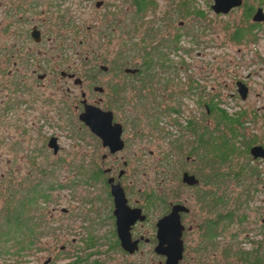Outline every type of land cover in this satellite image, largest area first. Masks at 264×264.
Masks as SVG:
<instances>
[{"label":"flooded vegetation","instance_id":"flooded-vegetation-1","mask_svg":"<svg viewBox=\"0 0 264 264\" xmlns=\"http://www.w3.org/2000/svg\"><path fill=\"white\" fill-rule=\"evenodd\" d=\"M84 1L93 3L96 11L105 9L110 13L115 8L117 12L122 7L121 0ZM76 3L77 0H0V216H3V221L10 220L19 202L23 220H32L31 223L35 221L32 232L25 229L17 232L10 224L6 230H0V264L6 261H10L8 264H17L34 248L36 252H41L44 235L51 233L53 238L60 236L61 225L56 214L69 215V209L54 208L56 198L60 190H73L78 182L74 180L60 184L57 181L58 164H61L59 157L53 166L46 168L36 162L46 150L55 157L61 151L59 136L54 132L47 134L43 129L46 125L54 131V121L59 123L60 92L65 95L63 100L69 101L72 90L79 89V103L70 105L71 109L66 108L68 114L74 116L76 113L78 119L84 110L83 102L103 112H112L103 107L101 99L90 102L88 93L115 94L122 110L128 102L126 93L133 90L134 94L140 95L141 92L145 93L143 89H147L152 98V102L149 100L151 106L157 108L173 84L170 77L155 78L154 71L144 70L143 62L132 68L137 70L132 74L125 71L130 68L125 67L126 64L119 57L108 60L106 56H97V61L105 60L107 65L96 61L97 64L85 70L83 68L89 63L88 58H85L86 65L81 64V68L76 70L69 61L61 65L60 56L44 52V46L52 48L56 42L62 44L72 40L76 26L69 8ZM237 9L242 10L244 20L252 27L251 35L254 37L250 38L257 41V33L263 28L264 19L254 22L252 18L259 9L264 15L263 0H242L239 7L232 8L226 14H215V18L230 15ZM240 28L236 27L231 33L232 41L236 43L238 33L235 32ZM105 38L108 37L105 35ZM62 60L65 62V58ZM101 74L112 76L111 85L103 87L93 84ZM234 79L230 85L225 84L230 99L246 102L252 94H256L262 96L264 101V91L262 94L254 93L246 79ZM183 82H178L182 83L184 89L174 99L177 102L175 106H165L166 110L178 111L174 114L171 126L179 129L183 127L178 115H182L187 105V90L192 97L195 96L192 99L195 107L204 105L209 110L210 106L217 104L221 107L224 104L218 100L214 88L211 89V100L204 104L199 81L184 77ZM187 85L190 87L187 88ZM158 87L162 91L157 92ZM156 92L163 95L162 99L157 97ZM241 92L245 97H242ZM167 96L171 99L172 94ZM260 111L258 114L252 113L254 120H249L252 124L260 123L258 131L253 134L239 131L240 136L233 141L236 149L227 161L220 164L219 172H227L233 183H216L213 178L204 181L188 168L200 164V158L187 154L181 178L177 179L178 184L173 185L174 191L169 196L165 192L158 194L153 189L137 187L134 181L136 174L130 171V162L123 160L121 155L129 149V144L134 142L136 136L124 138L127 124L115 119L113 112L111 123L120 126L123 147L112 152L108 145H103L99 136L78 119L81 128L87 133L82 139L93 149L88 152V161L75 166V169L82 179V186H99L100 192L96 200L80 198L78 203L80 208L87 207L82 210L86 211L79 231V247L76 248L77 242L72 239L71 247L67 246L68 243L61 245L56 255L48 257L44 264H53L59 259L67 261L66 264H264V105ZM207 114L210 115V112L207 111ZM234 116L240 118V130L244 125L241 119L245 114ZM192 122L185 121L187 132L192 131ZM158 124L159 120L153 126L162 131L163 128ZM131 127L136 125L132 124ZM255 147L261 149L254 151L256 155L252 152ZM97 148L103 149L101 155L95 152ZM202 152L199 156L203 155ZM234 156H242L244 162L232 170L230 161ZM95 158L100 161L97 163ZM224 164H228L225 169L222 166ZM22 168L25 169L24 175ZM166 170L170 172L169 167ZM184 173L193 176L197 182H183ZM43 174H52L53 182L44 186ZM98 175L100 178L96 179ZM169 176L168 173L166 177ZM187 190L195 191L193 195L198 193L195 195V204L184 195ZM175 195L179 198L172 199ZM49 203L54 207L45 213ZM173 211L178 214L179 221L178 225L175 224V231L178 226L181 228V253L177 261L175 256L179 243L176 240L173 243L171 238L175 234L168 233V237L164 236L163 240L159 233L160 221ZM197 217L201 219L197 220ZM47 222L51 224L44 228L43 224Z\"/></svg>","mask_w":264,"mask_h":264},{"label":"rangeland","instance_id":"rangeland-1","mask_svg":"<svg viewBox=\"0 0 264 264\" xmlns=\"http://www.w3.org/2000/svg\"><path fill=\"white\" fill-rule=\"evenodd\" d=\"M121 1L122 7L117 12L113 8L114 11L109 13L105 9L96 11L93 3L77 0L76 5H71L69 8L71 18L76 26V32L73 33V38L71 37L72 40L62 44L56 42L52 48L44 46L43 50L48 55L56 54L60 56L61 65L67 64L69 61L70 66L75 67L76 70L81 68V64L82 66L86 65L85 58H88L89 63L83 69L87 70L88 66L97 64V56H106L108 60L119 57L121 62L126 64L125 67L132 69L143 62L144 43L141 41L146 31L151 35L146 40V48L159 46L161 43L159 51H162L164 53L163 56H167L170 62H167L168 66L164 65L162 67L156 63L158 65L154 68L152 67V71L155 72V78L170 77L175 86L172 84L170 90L164 94L166 97L159 107L153 108L151 106L149 100L152 102V98L148 95L150 91L147 89H143L146 91L145 93L141 92L140 95L134 94L133 90L126 93L125 96L128 102L122 110H120L116 99L117 95L115 94L104 93L99 95L91 92L87 94V98L90 102L101 99L103 107L109 108L108 110L114 113L115 119L122 120L127 124L124 138L129 139L131 135L136 136L133 139L134 142L129 144V149L125 150L121 155L124 157L123 160L130 162V171L133 170L136 174L134 181L137 187L153 189L158 194L165 192L169 196L174 191L173 185L178 184L177 179L181 178V169L185 166L187 154L194 155L196 159L200 155V151L195 150L197 134L205 131L203 129L205 126L208 127V132L215 133L214 125L217 119L216 117L214 118V115L206 113L204 105L195 107L192 103V99H195V96L192 97L188 90L186 93L187 105L183 109L182 115H178L179 119H182V122H180L182 129L171 126L174 114L169 113L165 106L169 104L175 106L177 102L174 99L178 97L180 90L183 91L184 89L182 85V83H185L183 82L184 77H191L199 81V85L202 88L201 99L204 104L211 100V89L214 88L215 94H218V100L224 103L221 107L231 116L239 113L245 114L241 119L244 125L239 131L252 134L257 132L260 123L252 124L249 120H254L252 119L254 118L251 115L252 113H261L260 108L264 105L262 96L252 94L251 99L246 102L241 99L233 100L226 94L228 90H226L225 84L230 85L235 80L234 78L246 79L254 93H263L264 25L257 33V41H252L255 39L250 38L254 37V35H251L252 27L244 20L242 10L237 9L230 15L215 18V14L210 8L211 0H155L156 6H152L151 9L147 10L145 16L141 20L136 21L139 26L132 30L134 27V21H132L134 12L131 0ZM187 4L193 14L188 15L186 13ZM197 10L204 12L205 17H199L195 13ZM236 27H241L237 34L238 43L232 41L231 34ZM177 34L180 39L175 41L174 38ZM105 35L108 38H105ZM235 35L233 34V36ZM63 58H65V62L62 60ZM97 62L107 65L105 60ZM80 72L84 73L83 71ZM120 72L123 71L121 70ZM148 76L152 77L153 75ZM111 77L108 74H101L99 79L94 81L93 84L103 87L111 85ZM180 81L182 83L178 84ZM217 85L219 86L217 87ZM188 87L190 86L187 85ZM159 88L157 92L162 91ZM72 91L73 94L69 101L63 100L65 98L63 92L59 94L60 120L59 123L54 121V131H51L50 128L48 129L46 125L43 126L45 133L54 132L56 136H59V145L61 147L59 155L55 157L46 150L43 157L36 160L38 165L42 164L46 168L47 166H53V162L59 157L61 164H58L57 181L60 184L71 183L74 180L78 182L73 190L68 188L60 190L56 198L55 207L52 203H49L46 207L48 211H45V213L50 212L53 207L57 209L66 208L69 209V215H58L57 213V221L61 225L60 236L56 235L53 238L51 233L44 235L42 237L43 250L41 252H36L35 248L30 250L26 258H22L17 264H44L48 257L52 258L53 255H56L61 245L68 243L67 246L71 247L72 239L77 242L76 248L79 247V242L81 241L79 231L84 221L83 214L86 211L82 210L87 207L80 208L78 203L80 198L84 200L93 198L96 200L99 196V186L95 188L82 186V179H80L75 169V166L81 163L85 164V161H88V152L92 151L93 148H90L82 139L87 133L81 128L82 125L78 121L76 113L72 116L66 111V108L70 105L79 103V89L75 88ZM157 92V97L162 99L163 95ZM168 94H172L171 99L167 96ZM214 119L215 123L213 122ZM158 120V125L163 128L162 131L160 129L157 130L153 126ZM186 120L193 121L192 131L187 132L185 129ZM168 121L170 122L166 124ZM132 124L136 125V127H131ZM221 129L224 130L223 127ZM97 149L95 152L101 155L103 149ZM22 151L26 150L22 149ZM95 160L97 163L100 161L99 158H95ZM15 162H18V160H15ZM243 162L244 158L242 156H234V159L230 161V165H233L232 170L234 169L233 167ZM120 166L121 163L118 167ZM222 166L225 169L228 164ZM166 167L170 168V172H167ZM213 167L214 171H211L209 167H202L201 164H197L194 167L189 166L188 168L201 176L204 181L212 178L215 181L214 164ZM24 171L25 169L22 168V174ZM168 173L170 176L166 177ZM223 175L227 177L224 182L220 183L231 184L234 182L230 180L227 172ZM16 177L20 178L19 176ZM53 177L52 174H43V185L46 186L48 183H52ZM171 179L172 182L170 181ZM194 193L196 192L187 190L184 194L192 204L196 203L195 200L197 198L195 195L198 194L193 195ZM171 198L177 199L179 196L175 195ZM199 219L201 218L197 217V220ZM2 223L3 216L1 215L0 230H3L1 227ZM47 224H43L44 228L49 227L51 223L47 222ZM9 262L6 261L1 264H8ZM66 262L59 259L53 264H66Z\"/></svg>","mask_w":264,"mask_h":264},{"label":"trees","instance_id":"trees-1","mask_svg":"<svg viewBox=\"0 0 264 264\" xmlns=\"http://www.w3.org/2000/svg\"><path fill=\"white\" fill-rule=\"evenodd\" d=\"M131 5L134 12L132 18V21H134V27L132 28V30H135L139 26L136 21L141 20L145 16L147 10L151 9L152 6H156V2L155 0H131ZM190 9V6L187 4L186 13L188 15L192 13ZM195 13L199 17H205L204 12L202 11L197 10ZM239 31L240 30L235 33H239ZM148 33V31L144 33V37L141 41L142 43H144V51L142 56L144 70H152V67L154 68L158 64L161 65V67L164 65L168 66L167 62H170L169 59L167 58V56H163L164 53L162 51H159L161 43L159 44V46L146 48V40L148 39V37L151 36ZM174 39L175 41H178L180 39V36L177 34ZM236 40L239 41L238 38ZM167 111L172 114L178 112L175 109H168ZM207 111H209L210 115H214V118L216 117L217 119V122L215 124L216 130L215 133H210L208 132V129H206L207 127L205 126L204 129H206L207 131L199 132L197 134L195 150L203 151V155L197 156V158H200L201 160L200 164L202 167H209L211 171H214L213 164L215 165V182H224L227 176L219 172V167L222 162L228 160L229 156L236 149L233 141L240 136L238 127L241 125V122L239 117L231 116L224 108L219 107L217 104L214 107L210 106L209 110H206V113ZM221 127H223L224 130L221 129ZM218 131L219 133H217ZM96 177V179L100 178L99 175ZM21 209L22 208L20 206V203L17 202L16 209L12 218L10 220L4 219L5 222L3 221L1 225L3 230H6L8 224H10L9 226H11L17 232L23 229L32 232L33 227L35 228L34 222L31 223L30 221L32 220L25 222L22 217ZM34 240L35 238L31 239V241Z\"/></svg>","mask_w":264,"mask_h":264},{"label":"water","instance_id":"water-1","mask_svg":"<svg viewBox=\"0 0 264 264\" xmlns=\"http://www.w3.org/2000/svg\"><path fill=\"white\" fill-rule=\"evenodd\" d=\"M212 4L210 6L211 10L214 14H226L228 13L232 8L239 7L242 3V0H211ZM264 19V15L261 13V10L259 9L255 15L253 16L252 20L254 22L262 21ZM128 73L134 74L137 70L134 69H126L125 70ZM243 86V85H241ZM242 97H245L243 93L241 92ZM83 112L78 116V119L80 122L85 124L87 127H89L93 133H95L97 136L100 137V139L103 142V145H108L112 151L121 150L123 147L122 141L120 139L121 131L120 126L117 124L112 125V119L113 114L110 111L103 112L99 109H96L90 105L85 104ZM107 121V122H106ZM261 150L259 147H255L252 149V152ZM255 154V152H254ZM256 155V154H255ZM183 182H189V183H196L197 180L193 176L188 175L187 173L183 174ZM179 207H175V209H178ZM174 209V210H175ZM170 216L163 218L160 221V237L165 240L166 237H168V233L175 234V237H172V242L175 243V240L177 243L180 242V231L181 228L178 226V230L175 231V224H179L178 221V214L176 211H173ZM174 218V219H171ZM176 218V219H175ZM168 220V221H167ZM171 220V221H169ZM173 220V221H172ZM166 227V228H165ZM177 232V233H176ZM177 234V236H176ZM165 236V238H164ZM177 237V238H176ZM181 253V245L179 243V249L176 252V258L175 261H177L180 258Z\"/></svg>","mask_w":264,"mask_h":264}]
</instances>
